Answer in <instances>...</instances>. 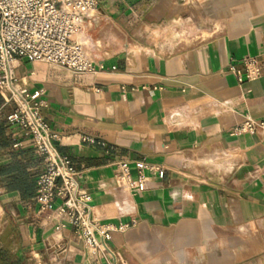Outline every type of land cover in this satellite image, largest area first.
Listing matches in <instances>:
<instances>
[{"label": "crops", "instance_id": "crops-1", "mask_svg": "<svg viewBox=\"0 0 264 264\" xmlns=\"http://www.w3.org/2000/svg\"><path fill=\"white\" fill-rule=\"evenodd\" d=\"M190 20L201 22L191 34L208 37L151 39ZM76 38L94 71L21 59L17 74L44 89L42 114L92 215L134 223L109 241L121 264H264V135L233 133L264 117V0H99ZM250 57L261 75L245 80ZM12 108L0 95V264H107L55 208L39 209L36 189L8 186L41 170L32 141L7 122ZM120 160L134 179L138 160L165 175L147 170L134 191L117 179Z\"/></svg>", "mask_w": 264, "mask_h": 264}, {"label": "built area", "instance_id": "built-area-1", "mask_svg": "<svg viewBox=\"0 0 264 264\" xmlns=\"http://www.w3.org/2000/svg\"><path fill=\"white\" fill-rule=\"evenodd\" d=\"M98 5L99 0H0V95L5 104L13 107L7 115L9 126L19 129L32 141L40 159L41 170L35 179L39 209L55 208L94 253L107 264H121L119 254L110 247L109 241L113 231H126L134 223H107L92 215L91 197L80 188L79 171L55 147L58 135L42 114L44 89L30 90L17 74L21 59L45 61L76 73L94 71V64L85 53V44L76 35ZM244 63L245 80L261 75L254 57ZM233 133L264 135V117L245 119L233 128ZM84 141L106 146L105 142L93 138ZM135 165L137 179L133 178L128 161L115 163L118 181L131 190H145L147 170L157 172L160 177L165 175L164 168L145 160H138Z\"/></svg>", "mask_w": 264, "mask_h": 264}, {"label": "rangeland", "instance_id": "rangeland-1", "mask_svg": "<svg viewBox=\"0 0 264 264\" xmlns=\"http://www.w3.org/2000/svg\"><path fill=\"white\" fill-rule=\"evenodd\" d=\"M201 25V22L199 21H185L179 25H163V31L161 35H155L151 36V39L155 42L161 45H164L166 47H172L176 46L181 43H190L196 40H201L202 38H206L209 35V32L207 29H203V32L199 35L197 34H191L190 28ZM178 27L176 30L175 28Z\"/></svg>", "mask_w": 264, "mask_h": 264}, {"label": "trees", "instance_id": "trees-1", "mask_svg": "<svg viewBox=\"0 0 264 264\" xmlns=\"http://www.w3.org/2000/svg\"><path fill=\"white\" fill-rule=\"evenodd\" d=\"M8 186L23 191L25 193L23 194V197H31L35 193L36 181H34L33 184H26L24 177L19 173H15L11 176Z\"/></svg>", "mask_w": 264, "mask_h": 264}]
</instances>
